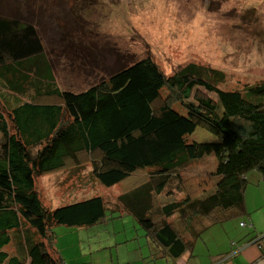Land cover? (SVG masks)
Wrapping results in <instances>:
<instances>
[{"label": "trees", "instance_id": "16d2710c", "mask_svg": "<svg viewBox=\"0 0 264 264\" xmlns=\"http://www.w3.org/2000/svg\"><path fill=\"white\" fill-rule=\"evenodd\" d=\"M21 28L17 19L0 16V37ZM53 78L42 54L0 64V88L11 94H0L9 103L10 123L0 110V264H25V257L28 264H63L52 228L94 225L106 218L107 209L130 215L177 258L189 241L169 220L173 215L195 238L204 230L196 225L205 218L214 223L237 216L250 171L264 179V81L224 90L217 85L223 81L219 71L190 63L165 76L150 57L81 92L60 91ZM53 96L61 103L40 100ZM197 130L215 140L194 139ZM210 155L215 160L210 175L216 178L210 191L155 207L156 196L173 194L171 180ZM80 161L91 163L92 176L105 187L137 171L149 172L145 181L119 195V208L108 207L101 196L46 208L36 177ZM12 240L22 257L3 250ZM258 247L264 256V246Z\"/></svg>", "mask_w": 264, "mask_h": 264}, {"label": "rangeland", "instance_id": "374dc122", "mask_svg": "<svg viewBox=\"0 0 264 264\" xmlns=\"http://www.w3.org/2000/svg\"><path fill=\"white\" fill-rule=\"evenodd\" d=\"M0 16L17 19L23 27L0 37V64L42 54L60 91L81 92L145 57L165 76L190 63L219 71L223 81L217 85L224 90L264 81V0H0ZM200 89L216 98L213 92ZM0 94L11 96L2 88ZM40 100L61 103L54 96ZM5 105L9 103L0 98V110L10 126ZM207 136L215 140L202 130L193 137L201 141ZM90 164L68 163L36 177L43 205L54 209L101 196L108 207L116 209L119 195L145 181L149 172L137 171L121 184L105 187L92 176ZM214 166L212 155L191 163L170 181V197H155V207L170 199L188 201L206 194L213 188ZM105 214V219L91 226L52 228L63 264H103L109 249L125 255L127 242L146 240L145 230L131 216L109 209ZM169 220L178 224L176 216ZM240 221L242 217L217 221L200 235L199 249L223 241L224 230L228 234L246 231L239 227ZM3 250L9 255L24 254L16 240ZM28 262L25 257L24 263Z\"/></svg>", "mask_w": 264, "mask_h": 264}, {"label": "crops", "instance_id": "0c3cea01", "mask_svg": "<svg viewBox=\"0 0 264 264\" xmlns=\"http://www.w3.org/2000/svg\"><path fill=\"white\" fill-rule=\"evenodd\" d=\"M213 179L214 186L216 178ZM246 180L242 207L235 216L236 218L242 217L243 221L239 222V227L246 231L228 234L224 230L226 236L223 241H219L214 247L209 248L204 245L199 249L200 235L206 229L212 228L216 222L211 223L208 218H205L201 225L199 222L196 227L202 226L204 230L193 238L175 214L173 216L178 219L176 226L180 230L181 236L189 241V246L180 256L170 257L156 244L153 238L145 234L146 240L143 243L141 239L134 240L133 238L132 242L125 244L128 254L121 255L119 252L109 249L103 264H264V256H262L261 248L258 247V244L264 246V179L257 171L253 170L246 175ZM250 189H252L251 192L247 193ZM123 214L126 213L122 212L121 215ZM241 222H245L247 226H240ZM258 235L261 236L260 241L251 242ZM108 248L110 246L105 247V249Z\"/></svg>", "mask_w": 264, "mask_h": 264}, {"label": "built area", "instance_id": "2783aa9c", "mask_svg": "<svg viewBox=\"0 0 264 264\" xmlns=\"http://www.w3.org/2000/svg\"><path fill=\"white\" fill-rule=\"evenodd\" d=\"M241 225H242V226H245L246 224H245V223H241ZM260 237H261V236H258V238H257L256 240L254 239V241H258V240L260 239Z\"/></svg>", "mask_w": 264, "mask_h": 264}]
</instances>
